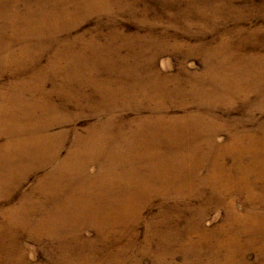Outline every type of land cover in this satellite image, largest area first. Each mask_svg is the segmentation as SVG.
<instances>
[{
	"label": "rangeland",
	"instance_id": "rangeland-1",
	"mask_svg": "<svg viewBox=\"0 0 264 264\" xmlns=\"http://www.w3.org/2000/svg\"><path fill=\"white\" fill-rule=\"evenodd\" d=\"M0 264H264V0H0Z\"/></svg>",
	"mask_w": 264,
	"mask_h": 264
}]
</instances>
